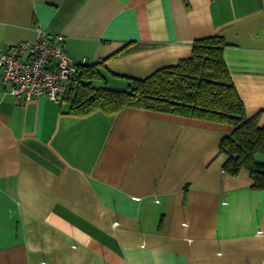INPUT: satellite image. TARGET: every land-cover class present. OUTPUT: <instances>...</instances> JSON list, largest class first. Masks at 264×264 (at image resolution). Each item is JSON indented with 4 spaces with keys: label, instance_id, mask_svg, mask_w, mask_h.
<instances>
[{
    "label": "crops",
    "instance_id": "1",
    "mask_svg": "<svg viewBox=\"0 0 264 264\" xmlns=\"http://www.w3.org/2000/svg\"><path fill=\"white\" fill-rule=\"evenodd\" d=\"M40 31L95 67L62 101H17L0 69V264H264V188L225 170L230 127L75 100L81 80L125 89L219 35L264 125V0H0L1 48Z\"/></svg>",
    "mask_w": 264,
    "mask_h": 264
},
{
    "label": "trees",
    "instance_id": "2",
    "mask_svg": "<svg viewBox=\"0 0 264 264\" xmlns=\"http://www.w3.org/2000/svg\"><path fill=\"white\" fill-rule=\"evenodd\" d=\"M226 44L219 35L196 39L189 57L134 79L125 89L96 87L81 80L76 105L112 113L135 107L226 125L231 132L220 142V151L227 155L225 170L236 175L246 168L253 186L264 188V163L256 160V154L264 152V125L259 114L247 115L224 60Z\"/></svg>",
    "mask_w": 264,
    "mask_h": 264
},
{
    "label": "built area",
    "instance_id": "3",
    "mask_svg": "<svg viewBox=\"0 0 264 264\" xmlns=\"http://www.w3.org/2000/svg\"><path fill=\"white\" fill-rule=\"evenodd\" d=\"M87 64V59L78 61L68 55L61 34L40 31L34 41L0 47L1 77L11 85L9 93L17 101L41 95L62 101L65 90L80 82V68Z\"/></svg>",
    "mask_w": 264,
    "mask_h": 264
},
{
    "label": "rangeland",
    "instance_id": "4",
    "mask_svg": "<svg viewBox=\"0 0 264 264\" xmlns=\"http://www.w3.org/2000/svg\"><path fill=\"white\" fill-rule=\"evenodd\" d=\"M256 155H257V156H256V160H257V161H261V159L259 158L261 154L258 153V154H256ZM261 162H262V161H261Z\"/></svg>",
    "mask_w": 264,
    "mask_h": 264
}]
</instances>
